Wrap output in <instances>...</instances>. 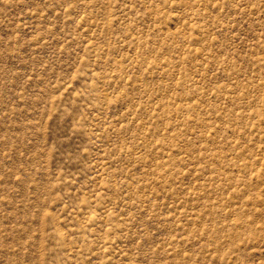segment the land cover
Wrapping results in <instances>:
<instances>
[{"label":"rangeland","instance_id":"374dc122","mask_svg":"<svg viewBox=\"0 0 264 264\" xmlns=\"http://www.w3.org/2000/svg\"><path fill=\"white\" fill-rule=\"evenodd\" d=\"M0 264H264V0H0Z\"/></svg>","mask_w":264,"mask_h":264}]
</instances>
